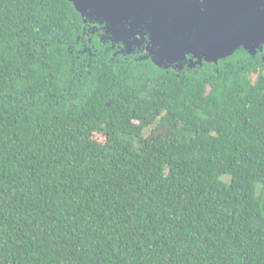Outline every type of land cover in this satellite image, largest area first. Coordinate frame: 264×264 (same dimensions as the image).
Here are the masks:
<instances>
[{
	"label": "trees",
	"instance_id": "obj_1",
	"mask_svg": "<svg viewBox=\"0 0 264 264\" xmlns=\"http://www.w3.org/2000/svg\"><path fill=\"white\" fill-rule=\"evenodd\" d=\"M105 46L68 0H0V264H264V63Z\"/></svg>",
	"mask_w": 264,
	"mask_h": 264
},
{
	"label": "flooded vegetation",
	"instance_id": "obj_2",
	"mask_svg": "<svg viewBox=\"0 0 264 264\" xmlns=\"http://www.w3.org/2000/svg\"><path fill=\"white\" fill-rule=\"evenodd\" d=\"M210 5L211 0H147V13H149L145 18L147 21L140 23V28L133 31L131 36L119 38L114 33L106 32V25L102 20L98 23L88 21L83 23L84 35L97 37L102 46L106 45L105 51H111L113 58L149 61L155 64L156 69L181 78L204 73L205 70L213 67H216L215 71L218 72L219 63L223 64L224 69H230L231 63L226 61V57L209 63L205 59L200 60L186 52L190 46L204 45L205 40L201 38H206L204 28L207 23L204 21L203 15L209 11ZM239 5L242 15L253 12L254 15L262 14L264 16V0H239ZM167 12L174 14L176 12L179 15L190 13L191 20L186 17L180 20L179 16L177 23L174 24L171 21V27L176 25L177 29L173 31L170 27L168 30L169 25L163 22L165 19L159 17V14ZM164 29L169 32H162ZM166 35H169L167 39ZM165 43L177 46L175 52L173 51L174 53L170 56L163 54L162 46ZM192 51L193 54L198 52L197 50ZM249 55L250 62L248 64H251L252 61L253 64L259 63L258 61L264 63V43L261 50Z\"/></svg>",
	"mask_w": 264,
	"mask_h": 264
},
{
	"label": "water",
	"instance_id": "obj_3",
	"mask_svg": "<svg viewBox=\"0 0 264 264\" xmlns=\"http://www.w3.org/2000/svg\"><path fill=\"white\" fill-rule=\"evenodd\" d=\"M80 14L83 23L104 21L106 32L114 33L119 38L131 36L140 23H144L148 11L147 0H68ZM165 11L167 9L165 8ZM250 12L242 15L239 0H211L209 11L203 17L207 26L204 28L206 38L204 45L190 46L186 52L214 63L219 59L231 56L236 50L243 49L249 54L261 50L264 43V16ZM254 15V16H253ZM183 17L191 20L190 13L178 14L167 12L159 14L163 22L171 27V21L177 23ZM248 17V18H247ZM168 18V19H166ZM247 18V19H246ZM180 23V22H179ZM173 25L171 30L177 27ZM164 29L162 32H169ZM169 35H166L167 39ZM112 39V37H111ZM177 46L165 43L163 54L170 56ZM192 50L198 52L193 54ZM174 51V52H173Z\"/></svg>",
	"mask_w": 264,
	"mask_h": 264
}]
</instances>
